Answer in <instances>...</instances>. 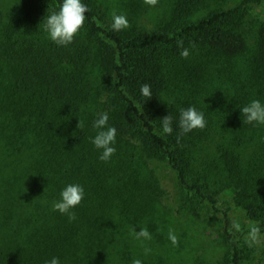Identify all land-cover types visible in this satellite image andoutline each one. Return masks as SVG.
Segmentation results:
<instances>
[{
	"label": "trees",
	"instance_id": "trees-1",
	"mask_svg": "<svg viewBox=\"0 0 264 264\" xmlns=\"http://www.w3.org/2000/svg\"><path fill=\"white\" fill-rule=\"evenodd\" d=\"M261 1L210 10L207 0H174L159 10L152 30L130 24L116 32L103 0H82L90 11L67 46L54 43L44 27L47 15L58 12L63 0L0 5V264H45L53 257L60 264H115L122 254L130 255L125 264H132L135 225L150 204L142 206L138 200L133 214L119 218L107 232L93 223L89 228L79 225L95 211V200L72 209V221L52 205L68 184L86 189L96 175L104 178L110 193L133 177L134 159L143 161L155 194H164L157 174L163 170L180 194L179 212L203 216L215 225L223 250L217 264H246L252 255L246 243L249 229H232L230 209L217 185L229 184L236 207L264 232V124L243 123L240 110L256 100L251 81L235 87L233 72L219 78L223 99L218 105L211 77L199 91L188 85L172 94L169 87L182 51L178 41L190 53L200 46L211 49V42L228 48L236 39L244 43L246 17ZM260 37L253 61L264 72V32ZM239 69L246 78L244 68ZM145 83L151 86L149 100L140 92ZM183 98L192 99L188 107L206 112L210 122L203 130L181 134ZM101 113L108 114V126L117 130L116 152L107 162L91 142ZM169 114L170 135L163 133L161 120ZM204 144L212 154L203 161L199 152ZM158 226L152 223L147 229L163 242L164 227L158 232ZM170 247L169 252H178L183 246ZM169 262L160 255L144 264Z\"/></svg>",
	"mask_w": 264,
	"mask_h": 264
},
{
	"label": "rangeland",
	"instance_id": "rangeland-1",
	"mask_svg": "<svg viewBox=\"0 0 264 264\" xmlns=\"http://www.w3.org/2000/svg\"><path fill=\"white\" fill-rule=\"evenodd\" d=\"M173 1L158 0L157 6L150 7L145 4L144 0H103L109 14L112 15L113 10L117 14H126L130 24L143 25L149 30H152L158 24L159 17H157V14L159 10L161 11V8H164L166 3ZM243 1L207 0V4L210 10L230 9L239 6ZM15 2L17 0H0V5L7 6L8 4H15ZM146 11L147 14H144ZM243 28L246 31V35L243 33L246 40L243 39V43L241 40L236 39L238 42L231 44L233 46L232 48L230 46L231 49L211 42V49L210 47L207 49L204 46H200L193 53H190L187 59L180 56L178 66L172 70L173 77L169 87L173 90L172 94L181 93L188 85L194 91L202 90L211 77L214 82L213 94L216 96L215 104L218 105L223 99V91L220 88L221 80L219 78H224L226 74L228 75V72H233L232 78L236 80L234 86H242L244 80L247 82L251 81V85L249 84V86L252 90V97L264 104V99L261 96V91L264 88V72L258 69L256 63L254 65L253 61L254 46L257 43V38H261L260 35L264 32V0L251 8ZM237 37L240 38L238 35ZM239 68L241 70L244 68V76L246 78L240 76ZM192 99L186 101L183 98L184 101L181 103V108H188ZM200 112H203V114L206 113L203 110ZM123 114L126 116L125 113ZM208 118L207 116L205 117L207 124L210 122ZM204 145L201 146L199 152L203 161L209 160L212 154V149L210 147L207 148L206 144ZM209 145L213 147L212 143ZM143 166V161L134 159L132 168L133 177L127 179L125 183L123 181L117 183L116 187L113 190L111 189L110 193H107L109 189L103 186L105 182L102 176L96 175V178H91L95 182L94 184L89 183L87 188L84 189L85 196L83 200L88 203L95 200L99 204H94L95 211L91 210L89 215L83 218L82 222L87 220V223H80L79 225L83 228H89L91 227L90 224L93 223L95 228H102L107 232L111 230L110 225H113L115 221L117 222L119 218L133 214L135 209L134 205L139 200L142 206L147 204H150V206L142 212L139 218L140 222L137 221L138 225H135L134 230L139 232L141 228H148L147 226L152 223L159 225L158 232L164 227V241H156L153 238L155 232L151 233V240H137L134 233L135 245L133 248V258L135 260L139 259L144 264L145 260H156L160 255H165L171 264H217L222 257L223 250L219 246V242L216 241L217 239L214 233L215 225L206 223L203 216H190L186 213L179 212V206L182 204L180 194L173 180L163 170L158 171L157 174L161 186L164 189V194L161 192L155 194L149 185L154 180L148 177V173L146 174L144 172ZM152 166L150 163V168ZM131 185V189H128L127 187ZM217 186L220 188L219 197L226 203L225 206L230 209V215L233 221L239 222L241 228L243 227L244 229H249L252 225L257 226L256 223L248 220L243 210L236 207L235 190L231 189L227 183L224 186L222 184H218ZM170 229L174 231L183 246L178 252L172 251L174 249L169 252L171 249V242L168 241ZM252 247H254L253 250ZM252 247H250L252 255L249 256L246 264H264V232H261L260 241ZM145 248L151 251L145 254ZM126 256L130 257L128 254H122L119 257L116 256V263H114L121 264L122 262V264H125ZM26 258L28 260L29 258L31 259V255L28 253Z\"/></svg>",
	"mask_w": 264,
	"mask_h": 264
},
{
	"label": "clouds",
	"instance_id": "clouds-1",
	"mask_svg": "<svg viewBox=\"0 0 264 264\" xmlns=\"http://www.w3.org/2000/svg\"><path fill=\"white\" fill-rule=\"evenodd\" d=\"M145 4L150 7H155L158 4V0H144ZM90 11L88 6L82 3V0H63L58 12H52L47 15L44 27L49 34V38L59 46H67L73 42L75 37L79 34V31L84 26L87 19V13ZM131 25L127 19L126 14H117L115 10L112 12L111 29L113 31H122L129 28ZM178 47L182 49L180 55L182 58L187 59L190 56L188 48L183 47V41L177 42ZM195 48V44H192ZM140 92L142 96L152 98L151 86L147 83L141 85ZM241 110L244 117L243 123H257L264 124V104L259 100H252L247 106H244ZM108 114L101 113L93 123V127L98 130L94 139L91 140L93 145L97 149L102 150V154L99 159L107 162L116 152L115 144L117 130L115 127L108 126ZM162 131L166 134L173 132L172 117L167 115L162 119ZM207 125V121L203 112L198 111L195 107H188L180 110L179 128L181 134L189 133L193 130H203ZM82 126V122L78 120L77 128ZM179 141V137L177 138ZM85 196L83 186L79 184H68L60 193L61 199L53 202V210L59 211L61 214H66L69 221L75 220V213L72 211L75 207L81 204ZM232 229L239 232L241 231V225L237 221H233L231 225ZM135 238L137 240H151L152 235L148 229L141 228L139 232L135 231ZM168 239L174 246H178L179 239L173 230H169ZM261 239V230L258 226L252 225L249 228L246 243L249 247L258 243ZM151 250L145 248V254ZM45 264H60L58 257H53L50 261H46ZM132 264H142V261L136 259Z\"/></svg>",
	"mask_w": 264,
	"mask_h": 264
}]
</instances>
